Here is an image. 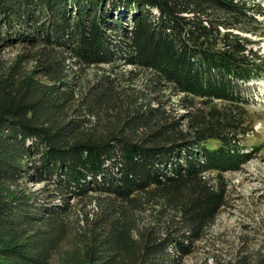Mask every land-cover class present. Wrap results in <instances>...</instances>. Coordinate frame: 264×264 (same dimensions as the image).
Segmentation results:
<instances>
[{
	"label": "trees",
	"instance_id": "1",
	"mask_svg": "<svg viewBox=\"0 0 264 264\" xmlns=\"http://www.w3.org/2000/svg\"><path fill=\"white\" fill-rule=\"evenodd\" d=\"M258 16L255 0H0V264H181L261 147L245 144Z\"/></svg>",
	"mask_w": 264,
	"mask_h": 264
},
{
	"label": "rangeland",
	"instance_id": "2",
	"mask_svg": "<svg viewBox=\"0 0 264 264\" xmlns=\"http://www.w3.org/2000/svg\"><path fill=\"white\" fill-rule=\"evenodd\" d=\"M255 1L264 6V0ZM258 18L264 20V16ZM257 47L264 53V39ZM248 88L260 120L254 131L246 134L245 144L247 150L254 144L261 147L240 170L224 174L229 183L227 203L206 237L194 244V251L181 264H221L241 251L255 256L254 252H264V80L250 82ZM29 186L38 189L43 183L31 182Z\"/></svg>",
	"mask_w": 264,
	"mask_h": 264
}]
</instances>
